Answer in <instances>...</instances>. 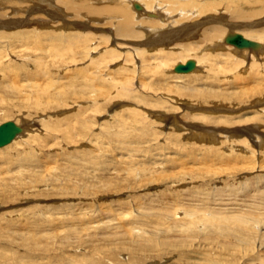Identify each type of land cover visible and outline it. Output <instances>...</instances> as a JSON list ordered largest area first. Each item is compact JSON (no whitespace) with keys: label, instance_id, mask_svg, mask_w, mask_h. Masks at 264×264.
I'll use <instances>...</instances> for the list:
<instances>
[{"label":"rangeland","instance_id":"1","mask_svg":"<svg viewBox=\"0 0 264 264\" xmlns=\"http://www.w3.org/2000/svg\"><path fill=\"white\" fill-rule=\"evenodd\" d=\"M49 2L60 19L0 29V124L34 129L0 149V264H264V143L245 131L264 138V59L223 51L174 75L200 34L147 48L139 27L60 30L62 10L75 26L92 5Z\"/></svg>","mask_w":264,"mask_h":264},{"label":"bare ground","instance_id":"2","mask_svg":"<svg viewBox=\"0 0 264 264\" xmlns=\"http://www.w3.org/2000/svg\"><path fill=\"white\" fill-rule=\"evenodd\" d=\"M50 1L52 2L53 5L55 2L59 3L62 0H58V1L50 0ZM40 2L51 4L49 0H0V7L3 8L5 7L3 9V12H1L2 14L0 13V29L12 28V27L17 28L19 26L26 25L30 21L32 22L34 20L41 21V20H45V18H47L50 21H53L51 19H60L58 17L56 18L53 13H50L51 9L46 11L48 8H45L46 6L40 5L39 4ZM86 2L89 5H92V7H89L87 9L84 6L81 7L82 4H80L79 7L80 9L78 8L79 10L78 12L79 13L82 12L80 16L82 18H87L86 21L85 22L81 21V23H75L76 27L73 26L72 24L73 21L70 24L64 23L65 21H68L67 19L69 16L65 15L66 11L62 10L61 13L62 22L59 23L60 30L71 29V31L74 32L77 31L78 29H84V30L91 29L96 31L95 32L96 34L97 32L100 33L101 30L104 29L102 28L103 26L101 25L105 26L104 24L105 22H111L115 28L114 30L115 33H117L116 36L118 35V38L122 37L121 39H123V37L124 38L133 37V36L136 37L133 28L139 27L141 29L140 34L142 33L147 38L144 45L150 48H155V46L162 47L161 45L166 46L169 44L177 45V43L184 41L186 42L192 39L197 34L198 35L200 34L199 35L200 37L198 39L199 41L201 40V43H199L201 45L199 44L193 45L191 42H190L191 44H189L188 42L186 43L184 42L186 45H183L182 48H184L183 50H185V52L184 54H182L183 56L181 57L187 56V59L183 61H176L172 65L171 73L174 75H180V73L174 72V68L179 64L184 65L188 61H192L194 63V68L189 73H191L190 74L191 76L195 75L196 73H199L201 68L203 67L202 63L208 61L211 62V65L213 66L214 63L218 62V59L216 57L217 55L222 54L223 51L225 52L228 51V54H231L234 58L235 57L243 58L244 61L248 60L249 58L264 59V28L254 29V27L256 28L257 26L264 24V0H86ZM204 3H206L207 5ZM86 10L87 11L90 10L91 14L88 15L87 13H84ZM48 15H50V17H48ZM235 21H239V22H235ZM243 26L252 27L253 29L243 28ZM247 30H251L249 32H251L252 35L249 32L238 33V31H247ZM35 32L38 33V31ZM35 32L33 33L35 34ZM72 32H70L71 34L70 33L69 34L71 35L70 37H73L74 40H68L62 46L71 48V46H73L76 41L78 42L81 41V36L79 34L80 32H76L77 34H74ZM105 32L103 33V35L100 34L101 37L105 36ZM236 35L241 36L243 39L248 41L250 45L248 47H237L235 45H233L234 47L231 45L228 46V44H230L229 41ZM58 36L61 35L58 34ZM83 36L88 38L86 40L90 41L91 38L88 34L83 33ZM78 38L80 40H78ZM26 39L27 38L24 37V41H27ZM53 39L56 38L45 39L42 37L40 38L38 37V39H35L34 43L37 45L38 49L42 50L43 52H47L44 50L48 47H54L53 49L57 51V47H55V44L50 46L52 42H55V40ZM148 39L150 40L148 41ZM198 39L194 41H198ZM56 41L60 42V44L62 43L61 39ZM112 44L116 48L122 50V52L126 49L134 50L135 52L137 51V49L131 48V45H127L126 43H121L119 45L113 42ZM191 45H193V47ZM26 46H29V44L27 43ZM180 46L179 48H181ZM74 47L76 46L74 45ZM142 49L137 51L136 54L141 55L143 51ZM90 52H92L91 49ZM146 52L148 51H145V54ZM107 55L111 56V58L120 57V54L114 53L113 51L107 52ZM169 57H170L169 54L167 53L163 54L161 53V51L155 55V59L160 64L165 63V59ZM42 59L44 60L43 57ZM42 59L39 58L37 60V64H40L41 67L43 63ZM160 64L158 66H160ZM12 67L14 68V64L12 65ZM13 74H16V72L11 71V73H9V76H12ZM178 77H184V76H178ZM48 88H52V86H48ZM206 119L209 122L212 118L210 119L208 117ZM12 122L19 127L20 132L6 146L10 145L11 143H15L18 139L21 141L24 140L23 138L25 139L29 138V136L33 133L34 130L32 128L33 124L28 121L21 120V122H14V121ZM251 123H254L253 120H251ZM255 127H260V126H256V124L255 126L254 125L249 126L248 130L246 128L245 131L249 132L250 137L255 139L254 143L258 142L259 145H261L262 143H264V138L260 135L254 134V131H256ZM204 131L205 130L203 129L202 135H205L204 139L211 137L210 139H212L213 141V139L215 138V136L212 134L213 131L206 130V134H204L205 133ZM237 132H241V131H237ZM192 134L196 135L194 132L191 133V136ZM180 214L181 213H179V215Z\"/></svg>","mask_w":264,"mask_h":264},{"label":"water","instance_id":"3","mask_svg":"<svg viewBox=\"0 0 264 264\" xmlns=\"http://www.w3.org/2000/svg\"><path fill=\"white\" fill-rule=\"evenodd\" d=\"M229 43L237 47H248L250 44L248 41L243 39L241 36L236 35L233 37ZM194 63L192 61L186 62L184 65H177L174 68L175 73L186 74L193 70ZM20 132L18 126H16L12 121L5 122L0 125V148L9 144L13 138Z\"/></svg>","mask_w":264,"mask_h":264}]
</instances>
